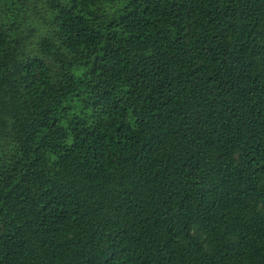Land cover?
Masks as SVG:
<instances>
[{
	"label": "trees",
	"instance_id": "16d2710c",
	"mask_svg": "<svg viewBox=\"0 0 264 264\" xmlns=\"http://www.w3.org/2000/svg\"><path fill=\"white\" fill-rule=\"evenodd\" d=\"M0 264H264V0H0Z\"/></svg>",
	"mask_w": 264,
	"mask_h": 264
},
{
	"label": "rangeland",
	"instance_id": "374dc122",
	"mask_svg": "<svg viewBox=\"0 0 264 264\" xmlns=\"http://www.w3.org/2000/svg\"><path fill=\"white\" fill-rule=\"evenodd\" d=\"M44 31H45L44 26H42V25L38 26L36 29V32H35V36H38L39 33H42Z\"/></svg>",
	"mask_w": 264,
	"mask_h": 264
}]
</instances>
